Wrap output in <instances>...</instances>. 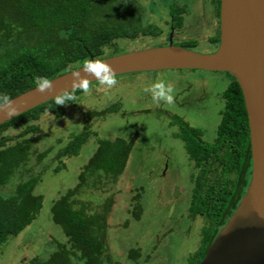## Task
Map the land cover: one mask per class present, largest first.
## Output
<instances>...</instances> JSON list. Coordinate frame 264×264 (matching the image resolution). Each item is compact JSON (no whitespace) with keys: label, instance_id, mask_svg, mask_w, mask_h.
Here are the masks:
<instances>
[{"label":"trees","instance_id":"trees-1","mask_svg":"<svg viewBox=\"0 0 264 264\" xmlns=\"http://www.w3.org/2000/svg\"><path fill=\"white\" fill-rule=\"evenodd\" d=\"M140 3L139 0H0V95L6 94L11 100L35 88L36 77L52 80L81 68L85 60L101 61L121 55L118 48L121 42L165 35L163 39H169L168 45L187 50L197 47L196 40L180 37L188 14L185 8L170 5L166 34L145 19ZM209 4L213 30L206 42L215 51L220 37V0H209ZM222 74L228 83L220 95L223 109L213 140L205 141L201 130L181 119L174 122L179 130L175 138L183 144L193 166L188 217L203 221L198 248L186 264H199L236 210L251 178L249 126L242 92L234 77ZM97 83L90 84L89 89ZM83 93L68 92L73 99L66 100L64 105H57L55 98L0 125V243L20 234L42 208V196L34 193L42 172L33 175V168L42 163L51 149L37 153L29 136L40 133L38 122L43 116L62 119L67 108L74 106ZM118 111L119 104L114 103L100 111L83 113L82 131L70 136L56 153L59 165L54 173L64 169L63 158L77 156L91 136L96 139V150L81 168L76 185L53 201L50 208L51 220L61 228L66 243H57L48 260L36 257L27 264H121L113 258L107 241L114 195L106 196L93 209L89 202L78 199L89 188L102 191L105 179L115 186L126 168L134 141L101 139L92 130L93 123ZM131 201V205L135 204L130 208L133 217L139 219L142 215L139 193ZM140 256L139 249L128 252L134 263Z\"/></svg>","mask_w":264,"mask_h":264},{"label":"rangeland","instance_id":"rangeland-1","mask_svg":"<svg viewBox=\"0 0 264 264\" xmlns=\"http://www.w3.org/2000/svg\"><path fill=\"white\" fill-rule=\"evenodd\" d=\"M140 4L145 19L166 34L170 5L185 8L188 14L180 37L198 42L194 52H214L206 42L213 30L209 0H146ZM164 36L121 42L119 53L167 46L169 39ZM157 81L172 85L174 103L153 102L145 89ZM227 83L228 78L222 73L199 70L128 74L117 77L110 88L99 82L92 85L74 106L67 108L62 119L43 116L38 122L40 133L29 136L37 153L51 149L42 163L33 168V175L42 172L34 190L43 198L42 208L20 234L0 243V264H27L36 257L48 260L57 243H66L61 228L51 220L50 208L53 201L76 185L81 168L96 150V139L91 136L77 156L63 158L65 167L57 173L53 172L59 165L55 155L70 136L82 131L83 113L100 111L114 103L119 104V111L93 123L92 130L101 139L134 141L126 168L115 186L105 179L102 191L89 188L78 199L89 202L93 209L106 196L114 195L107 241L113 258L121 264L136 263L128 258L131 249L140 250L136 264H186L198 248L203 221L188 217L193 166L183 144L175 138L179 130L174 122L181 119L201 130L205 141H212L223 109L220 95ZM23 177L28 176L23 172ZM138 193L142 215L135 219L130 208ZM126 222L129 223L125 225Z\"/></svg>","mask_w":264,"mask_h":264},{"label":"water","instance_id":"water-1","mask_svg":"<svg viewBox=\"0 0 264 264\" xmlns=\"http://www.w3.org/2000/svg\"><path fill=\"white\" fill-rule=\"evenodd\" d=\"M219 45L202 54L177 46L132 51L101 61L115 77L135 73L199 70L228 73L240 86L248 119L252 160L247 190L199 264H264V0H220ZM52 80L50 90L35 88L10 100L15 115L0 111V125L71 89V73ZM83 77L86 74L80 70ZM89 85L95 77H89Z\"/></svg>","mask_w":264,"mask_h":264},{"label":"clouds","instance_id":"clouds-1","mask_svg":"<svg viewBox=\"0 0 264 264\" xmlns=\"http://www.w3.org/2000/svg\"><path fill=\"white\" fill-rule=\"evenodd\" d=\"M80 70H83L86 75L82 77L80 75ZM71 76V89L83 92H87L89 90L90 76L95 77V80H97L101 85H106L109 88L116 84L114 68L109 63L99 60H85L82 67L78 71L72 72ZM35 84V90L39 93H44L52 87V82L46 77H36ZM145 91L151 94V98L154 103H174V90L171 84H165L163 81H157L154 82L151 87L146 88ZM71 99H73V97L69 95L68 92H65L64 94L57 96L56 104L64 105L66 100ZM10 104L11 102L9 97L6 94L0 95V111L8 117L15 115V112L11 109Z\"/></svg>","mask_w":264,"mask_h":264},{"label":"flooded vegetation","instance_id":"flooded-vegetation-1","mask_svg":"<svg viewBox=\"0 0 264 264\" xmlns=\"http://www.w3.org/2000/svg\"><path fill=\"white\" fill-rule=\"evenodd\" d=\"M139 1L141 2V1H146V0H139ZM210 8H211V5H210ZM211 11H212V10H211ZM211 13H212V12H211ZM218 45H219V44H218Z\"/></svg>","mask_w":264,"mask_h":264}]
</instances>
